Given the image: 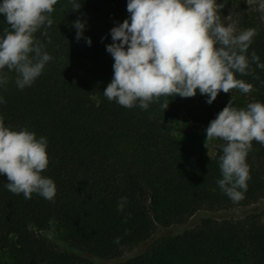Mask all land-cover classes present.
Masks as SVG:
<instances>
[{"label": "trees", "instance_id": "1", "mask_svg": "<svg viewBox=\"0 0 264 264\" xmlns=\"http://www.w3.org/2000/svg\"><path fill=\"white\" fill-rule=\"evenodd\" d=\"M77 2L82 6L73 11L70 0H58L52 26L35 33L52 59L33 84L18 88L13 71L0 85L5 125L47 139L50 159L42 175L57 188L54 201L36 193L26 199L10 192L0 174V264H113L158 228L184 225L198 212L264 200V145L253 141L247 156L251 179L244 198L233 202L217 183L223 178L218 146L225 142L215 139V156L200 158L174 136L180 114L191 130L206 131L220 112L218 96L212 104L199 91L190 98L161 97L147 110L107 99L114 59L106 46L113 43L111 29L130 18L127 0ZM217 3L221 22L234 25L237 34L256 29L247 54L250 59L255 51L264 63V8L248 0ZM77 19L86 22L83 37L91 38L90 46L76 39ZM8 27L0 15V34ZM250 69L236 78L252 84L256 102L264 103V69L255 63ZM121 197H127L123 212ZM119 264H264V224L258 217L207 220L196 230L157 239Z\"/></svg>", "mask_w": 264, "mask_h": 264}, {"label": "clouds", "instance_id": "2", "mask_svg": "<svg viewBox=\"0 0 264 264\" xmlns=\"http://www.w3.org/2000/svg\"><path fill=\"white\" fill-rule=\"evenodd\" d=\"M70 2L73 11L82 6L77 0ZM57 3L0 2V15L10 26L0 34V85L9 82L8 72L16 73L15 84L20 89L31 86L41 75L52 57L35 33L52 26L51 14ZM220 7L217 0H127L130 18L111 29L113 43L106 46L114 59V75L103 94L123 107L138 104L147 110L161 97L190 98L199 91L212 104L221 91L251 92L253 85L236 78V74H250L251 63L264 69L255 51L250 59L247 54L256 29L237 34L234 25L221 22ZM73 27L77 41L84 38L90 46L91 38L83 37L86 22L77 19ZM42 34L47 36V31ZM0 103H5L2 97ZM168 107L165 99L161 108L165 111ZM213 139L225 142L218 146L223 153L219 157L223 178L217 183L233 202H239L251 179L247 156L252 143L264 145V103L253 102L237 109L230 101L206 128V141ZM47 147L45 137L37 138L26 127L13 130L0 115V174L7 176L5 187L10 192L23 194L26 199L36 193L54 201L56 185L42 175L50 159ZM126 204L127 197H121L118 211L123 212ZM119 240L117 237L115 242Z\"/></svg>", "mask_w": 264, "mask_h": 264}, {"label": "rangeland", "instance_id": "3", "mask_svg": "<svg viewBox=\"0 0 264 264\" xmlns=\"http://www.w3.org/2000/svg\"><path fill=\"white\" fill-rule=\"evenodd\" d=\"M248 1L255 6L264 8V0ZM257 98L258 94L254 90L249 93H242L238 89H233L230 93H224L221 91L218 94V106L221 111L231 101L232 106L237 109L246 108L249 103L256 102ZM174 136L179 142L192 150L200 158H213L215 156V139L206 141V131L191 130L185 114H180L175 120ZM251 217H258L264 224V200L247 207H236L227 211L198 212L194 214L184 225L172 226L163 229L158 228L147 242L141 244L137 249L131 251L123 258L114 261L113 264L125 263L129 259L140 254L157 239L179 236L185 232L196 230L207 220L218 223H237ZM38 235L40 236V234Z\"/></svg>", "mask_w": 264, "mask_h": 264}]
</instances>
